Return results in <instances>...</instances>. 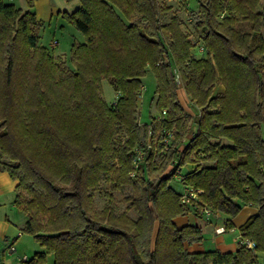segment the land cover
<instances>
[{
    "label": "trees",
    "instance_id": "1",
    "mask_svg": "<svg viewBox=\"0 0 264 264\" xmlns=\"http://www.w3.org/2000/svg\"><path fill=\"white\" fill-rule=\"evenodd\" d=\"M79 1L63 14L84 35L71 44L68 68L39 43L43 21L0 0V166L17 181L21 230L41 248L25 264L47 254L53 264H261L264 0H200L198 42L159 0ZM147 69L157 113L140 123ZM104 79L118 93L114 102L102 97ZM173 179L201 190L200 204L182 203ZM103 182L132 188L126 201L136 217L118 210L110 192L96 206L93 191ZM244 205L257 208L238 227L253 248L186 249L202 239L201 227L177 226L175 217L208 208L227 215L231 228Z\"/></svg>",
    "mask_w": 264,
    "mask_h": 264
},
{
    "label": "rangeland",
    "instance_id": "2",
    "mask_svg": "<svg viewBox=\"0 0 264 264\" xmlns=\"http://www.w3.org/2000/svg\"><path fill=\"white\" fill-rule=\"evenodd\" d=\"M6 2H11L15 4L16 7L21 8L22 10H31L39 16L37 12L38 5L44 6V12L48 15H40L39 19L43 21V26L39 31V43L44 45L53 56L63 59V62L68 68H72V62L70 60V48L71 44L76 42H83L84 35L77 30L72 24H70L63 16L64 12H72L80 6L79 0H34L32 5L29 6L26 0H5ZM160 3H165L171 6V13L178 14L183 20V30L189 34L191 39L195 42H198L197 33L194 30V19L197 15L198 5L200 0H159ZM259 9L264 14V3L261 1ZM264 33V28L262 30ZM194 52L196 50L194 49ZM156 80L153 72L150 69H147L146 74L142 77V86L143 90L139 95V114L138 119L140 123L147 122L150 118V115H156V109L154 107V88ZM102 97L106 102L111 103L115 98L114 90L109 84L108 80L104 79L101 84ZM184 109L194 115L196 112V107L190 102H183ZM189 166H185L182 169V172H186ZM170 186L176 192H180L182 187L177 182V179H173L170 182ZM110 192L113 196V203L116 205L118 210H127L128 214L131 217H136V212L133 209H128V201L126 197L132 195L133 190L131 187L125 186L119 190L112 189V186L106 182H103L100 187L93 191L94 201L97 207H102L103 204L107 201L106 193ZM16 209L23 215L24 213L16 207ZM210 220H215L214 213L212 212L209 216ZM22 223L19 224L21 226ZM22 229V227H21ZM202 230V241L206 250L216 249V239H214L212 234V226L201 228ZM232 235L234 242L239 241V233L229 234ZM22 237L26 239V247L28 252L27 257H31L33 254V246L39 247L33 237L26 232L22 233ZM50 258L44 260L42 263L38 264H49Z\"/></svg>",
    "mask_w": 264,
    "mask_h": 264
},
{
    "label": "crops",
    "instance_id": "3",
    "mask_svg": "<svg viewBox=\"0 0 264 264\" xmlns=\"http://www.w3.org/2000/svg\"><path fill=\"white\" fill-rule=\"evenodd\" d=\"M44 6L38 5L37 12L39 16L36 14L39 19L40 15H48V13L44 12ZM216 93H222L223 87L221 85H217L215 87ZM177 96L184 107L183 102L189 101L188 96L185 94L183 89H177ZM185 108V107H184ZM17 181L12 179L7 171L1 168L0 166V264H25V261H20L19 257L23 254H27L28 248L26 245V239L22 237L23 224L25 222V215H21V213L16 209L14 205V197H15V186ZM257 212V208L254 205H244L240 209V211L233 217L230 218L233 226L231 228H225L224 222L228 218L227 215L223 213H214L215 220H210L209 214L201 213L198 216L193 214L192 212H188L184 215H179L174 218V222L177 226H183L186 224L198 225L201 228L203 226L211 227L212 226V234L214 239H216V249L221 252H233L236 250L239 242H234L232 239V235L239 233L238 227L244 223L248 217ZM21 226H19V224ZM223 227L224 230L220 233L216 232V228ZM20 232L19 235L17 233ZM10 242H13V249L9 248ZM185 247L188 251H204L206 250L204 243L202 240L198 242L185 243ZM33 251H39L41 248L36 247L34 245ZM27 249V250H26ZM33 252V253H34ZM33 255V254H32ZM50 258L49 264H53V255L47 254L46 260ZM258 260L261 264H264V255L259 253Z\"/></svg>",
    "mask_w": 264,
    "mask_h": 264
},
{
    "label": "built area",
    "instance_id": "4",
    "mask_svg": "<svg viewBox=\"0 0 264 264\" xmlns=\"http://www.w3.org/2000/svg\"><path fill=\"white\" fill-rule=\"evenodd\" d=\"M199 50L202 51L203 48L200 46L199 47ZM177 83L179 84V80L177 81ZM143 90V86H141V92ZM115 93V98L113 100V102L116 100V98L118 97V93L117 92H114ZM164 112V111H163ZM168 138L171 136L170 132H166ZM168 138L165 139V141L168 140ZM137 156H136V160L134 162V165L137 166V163L141 160V158L143 157V152L141 151V149H137ZM201 192V190H198V189H194L193 187H190V186H184L181 190V194H180V201L184 204H193L194 207H196L198 204H200V200H199V197H198V194ZM203 212L206 213V214H209L210 213V210L208 208H203ZM224 230L223 227H218L216 228V232L217 233H220ZM20 232L17 233V235H19ZM239 243H242L244 245H246L247 247L249 248H253L254 246V243L250 240H247V239H242L239 237ZM13 242H10V245H9V248L10 249H13ZM29 257H27L25 254L21 255L19 257V260L20 261H27Z\"/></svg>",
    "mask_w": 264,
    "mask_h": 264
}]
</instances>
